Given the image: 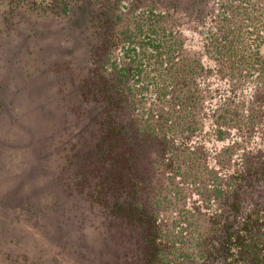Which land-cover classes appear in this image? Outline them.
Returning <instances> with one entry per match:
<instances>
[{"label": "trees", "instance_id": "1", "mask_svg": "<svg viewBox=\"0 0 264 264\" xmlns=\"http://www.w3.org/2000/svg\"><path fill=\"white\" fill-rule=\"evenodd\" d=\"M152 1L0 0L9 20L23 8L66 27L79 14L87 19L79 27L86 46L101 32L94 15L119 25L102 31L76 62L56 65L72 71L59 83L77 160L58 192L75 197L80 214L93 213L87 229L99 216L109 235L120 225L126 234L136 229L141 264H264V145H250L264 134V0H196L194 17L175 3ZM189 29L200 35L199 48ZM124 108L138 135L158 147L146 165L153 178L145 199L143 180L129 173L126 129L114 122ZM76 131L85 133L87 149L79 148ZM211 140L228 144L216 151L206 145ZM108 167L111 177L102 176ZM164 187L173 215L161 208Z\"/></svg>", "mask_w": 264, "mask_h": 264}, {"label": "rangeland", "instance_id": "2", "mask_svg": "<svg viewBox=\"0 0 264 264\" xmlns=\"http://www.w3.org/2000/svg\"><path fill=\"white\" fill-rule=\"evenodd\" d=\"M152 2L175 3L190 16L196 14V0ZM145 4L144 1L137 5L142 8ZM47 17L18 8L9 20L0 2V264H141L144 249L142 242L135 240L136 229L126 234V228L120 225L109 235L104 231L105 224L99 222L100 216L87 229L93 213L87 212L90 218L80 214L73 204L78 200L73 196L65 200L57 187L58 181L66 183L77 171V160L73 156L75 130L73 124L67 126L65 121L68 107L62 98L63 84L59 83L61 77L70 76L72 71L56 65L64 60L72 63V57L76 62L84 47L88 50L91 43L100 42L102 31H117L115 27L119 25L94 15L101 32L94 33L86 46L79 27L87 19L75 14L70 19L72 24L65 27ZM185 34L193 47H200L196 30H185ZM261 51L264 53V44ZM67 83L76 89L74 83ZM114 117V122L123 123L126 129L121 134L124 146L132 148L129 173L143 180L145 187L139 193L145 199L153 178L152 174L148 180L146 165L158 155V147L152 139L138 135L127 108ZM84 135H76L81 150L87 149L89 143ZM227 144L228 140L206 143L216 151ZM250 145L263 146L264 134H255ZM109 167L99 170L102 176L109 173ZM80 170L85 167L82 165ZM257 187L253 184L246 190L242 201L245 207L250 206L249 199ZM168 188L158 194L163 198L161 208L173 215L174 201ZM53 199L59 201L53 205ZM76 218L78 230L74 225ZM83 223L86 224L81 229ZM55 257L57 261H53Z\"/></svg>", "mask_w": 264, "mask_h": 264}]
</instances>
